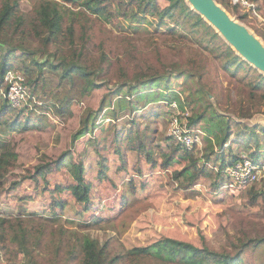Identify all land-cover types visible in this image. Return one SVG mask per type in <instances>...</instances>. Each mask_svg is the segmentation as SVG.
<instances>
[{
	"label": "trees",
	"instance_id": "trees-1",
	"mask_svg": "<svg viewBox=\"0 0 264 264\" xmlns=\"http://www.w3.org/2000/svg\"><path fill=\"white\" fill-rule=\"evenodd\" d=\"M167 1L165 6H161L158 0H33L30 9L25 11L21 7V0H0V83L9 69L18 68L34 85L44 84L45 77H56L58 86L69 88L62 100L41 104V112L38 113L28 110L27 106H12L0 93V129L24 132L42 128L46 112L53 115L70 113L69 104L74 99H81L94 89L106 86L107 91L103 93L98 106L95 109L88 107L84 111L79 126L71 134V143L75 144L86 133L91 134L101 112L108 109L114 118L121 117L120 125L112 123L109 127L111 139L108 147L118 153L121 162L118 171L126 166L125 148L135 154L134 172L138 178L144 176L142 165L145 164L151 171L159 168L169 172L177 189L187 190L204 179L212 180L213 191L220 188L225 181L221 173L202 162L193 149H185L169 137H164L161 144V137L155 136L150 124L141 122L137 113L143 107L159 103L170 107L173 99L179 107H190L189 127L202 125L206 161L223 169L240 159V150L245 151L254 162L263 161L264 144L259 143L256 132L258 126L264 132V124L259 120L261 112H246L239 116L218 110L210 92L200 82L201 72L192 67L194 60L184 64L173 62V58L169 62L161 61L162 70L149 74L129 73L124 68V80L110 84L102 75V62L89 64L82 57L83 49L73 47L75 24L82 21L84 33L86 22H102L118 31L136 30L141 25L154 24L156 28L163 25V36L175 33V40L187 37L196 40L204 56L211 55L222 70L242 80L251 91L264 87L263 72L233 49L187 0ZM233 6L239 7L240 2L233 3ZM179 26L186 32L178 31ZM29 30L36 35L37 44L27 40ZM81 37L84 38V34ZM63 45L66 47L63 48ZM105 58L102 56L101 61ZM45 69L48 75L42 73ZM180 77L182 82L176 90L173 80ZM157 114V111H153L154 117ZM94 149L100 156L97 161L99 177L107 176L108 158L98 142L94 143ZM71 151V148H66L55 158L37 163L32 169L30 165L27 166L18 178L9 182L8 188L18 186L27 178L37 183L42 177L45 179L42 189H49L51 197L50 215L58 216L63 211L65 202L57 194L65 189L75 200L83 203L85 210L89 209L92 201L91 182L86 179L85 163L80 157L75 158V153ZM17 159L16 144L7 136H0V197L7 189L5 181L16 168ZM63 166L73 175L74 182L46 188L49 183L46 175L57 172ZM129 184L132 192H136L134 177L130 178ZM141 186L144 187V183ZM238 190L246 193V205L257 207L264 216V181ZM23 217L0 216V249L6 251L9 228L16 224L21 232H13L11 238L17 241L18 253L23 252L28 264H40L32 254L34 246L40 243V235L25 229ZM200 237L203 241L201 245L167 235L145 245H131L126 251L125 264H150L151 260L155 264H245L242 259L244 249L251 244L264 245V237H244L240 238L234 250L228 251L226 248H213L205 243L203 234ZM81 252L82 264H116L120 259L119 255L107 259L98 239L90 235L83 239Z\"/></svg>",
	"mask_w": 264,
	"mask_h": 264
},
{
	"label": "rangeland",
	"instance_id": "rangeland-1",
	"mask_svg": "<svg viewBox=\"0 0 264 264\" xmlns=\"http://www.w3.org/2000/svg\"><path fill=\"white\" fill-rule=\"evenodd\" d=\"M32 1L21 0L22 9L29 10ZM220 1L217 2L232 19L245 25L264 45V0ZM238 1L240 6L236 8L233 3ZM158 2L161 6L168 3L167 0ZM82 23L75 24L73 47L83 49L82 57L89 64L98 65L102 62V75L110 84L124 80V68L129 73L149 74L162 70L161 61L169 62L173 58V62L184 64L194 60L192 67L201 72L200 82L210 92L218 110L239 116L259 111V120L264 124V87L251 91L242 80L222 70L211 55L204 56L196 40L188 37L175 40V33L163 36V25L157 28L154 24L141 25L136 30L118 31L102 22H86L84 33ZM178 31L186 32L181 26ZM83 34L84 38L81 37ZM27 40L37 44L33 31L29 30ZM102 56L106 57L103 61ZM15 63L18 64L17 61ZM46 72L48 70L45 69L42 73L48 75ZM181 82L182 77L173 80L176 90L180 88ZM27 84L31 100L25 106L36 113L41 112V104L58 102L69 91L68 87L58 86L56 77H45L44 84L34 85L32 81ZM106 91L107 87L103 86L94 89L90 95L74 99L69 104L70 113L53 115L46 112L42 128L24 132L0 129V136L12 140L18 151L17 166L6 178L7 189L0 197V216H24L25 229L40 235V243L32 251L40 264H82L81 246L87 235L98 239L107 259L119 255L116 264H125L126 251L131 245H145L163 235L201 245L203 241L200 236L203 234L209 246L226 248L228 251L239 245L240 238L264 237V216L257 207L246 205L247 195L238 190L239 186L226 185L229 179L222 172L221 177L225 181L218 190H212L211 179L200 180L191 188L181 190L175 187L169 172L159 168L151 171L145 164L142 165L144 176L138 178L134 172L135 154L125 148L126 166L118 171L121 165L118 153L108 145L111 139L109 127L112 123L120 125L121 117L114 118L108 109L101 112L91 134L86 133L72 144L71 134L79 126L84 111L88 107L95 109ZM160 104H149L137 114L141 122L150 124L155 136L161 137L159 142L162 144L164 137L170 134L171 121L179 112L177 109L170 110L171 106ZM186 107L191 114L190 107ZM153 111L158 112L156 117ZM183 114L182 111V122H177L179 126L187 124ZM192 128L201 131L203 145L206 147L202 125ZM256 132L259 143L264 144L262 128L258 126ZM95 142L99 143V148L104 150L108 158L107 176L104 177L98 174L97 161L100 156L94 149ZM66 148H71L75 158L80 157L85 163L86 179L91 182L92 201L89 209L85 210L83 203L75 200L70 191L65 189L57 194L65 202L63 211L58 216L50 215L48 209L51 197L49 189H42L45 185L42 177H39L37 183L27 178L18 186L8 188L9 182L18 178L27 166L30 165L32 169L37 163L55 158ZM191 149L195 154L205 155L198 142ZM240 152V157L246 155L245 151ZM131 177L135 178L136 192L131 190ZM46 179L49 182L46 188L50 189L55 184L66 186L74 182L73 175L65 166L57 172L48 173ZM9 231L7 249H0V263L28 264L23 252L18 253L17 241L11 238L13 232L20 234V228L15 224ZM242 257L245 264H264L263 243L249 245L242 252ZM150 264L155 263L151 260Z\"/></svg>",
	"mask_w": 264,
	"mask_h": 264
},
{
	"label": "built area",
	"instance_id": "built-area-1",
	"mask_svg": "<svg viewBox=\"0 0 264 264\" xmlns=\"http://www.w3.org/2000/svg\"><path fill=\"white\" fill-rule=\"evenodd\" d=\"M26 81L25 75L15 68L9 69L4 74L2 82L0 83V93H2L4 98H6L12 106L22 107L30 104L31 96L28 91ZM169 105L172 109H177L179 113L170 123V134L168 137L174 142L180 143L185 149H191L193 145L198 142L203 153L206 147L203 145L201 131L188 126V117L190 115L187 112L188 108L186 106L179 107L175 99H173ZM182 111L184 112L183 119H187V124L184 123L179 126L177 122H182ZM199 155L198 157L202 162L206 163L214 170L219 171L220 173L222 172L229 179L226 184L229 187L239 186L238 189H242L247 185L261 183L264 181V161L254 162L246 155H242L240 159L233 164L219 170L212 164L206 162L204 155Z\"/></svg>",
	"mask_w": 264,
	"mask_h": 264
},
{
	"label": "water",
	"instance_id": "water-1",
	"mask_svg": "<svg viewBox=\"0 0 264 264\" xmlns=\"http://www.w3.org/2000/svg\"><path fill=\"white\" fill-rule=\"evenodd\" d=\"M246 61L264 74V45L243 24L233 20L216 0H187Z\"/></svg>",
	"mask_w": 264,
	"mask_h": 264
}]
</instances>
